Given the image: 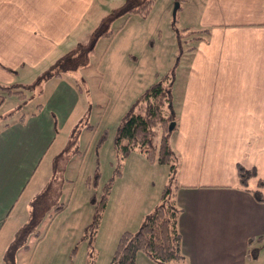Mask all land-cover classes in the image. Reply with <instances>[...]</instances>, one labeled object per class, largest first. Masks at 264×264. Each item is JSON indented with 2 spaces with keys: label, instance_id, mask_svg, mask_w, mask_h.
<instances>
[{
  "label": "crops",
  "instance_id": "obj_1",
  "mask_svg": "<svg viewBox=\"0 0 264 264\" xmlns=\"http://www.w3.org/2000/svg\"><path fill=\"white\" fill-rule=\"evenodd\" d=\"M121 1L0 0V62L12 70L0 67V84L29 85L15 78L86 41L101 16ZM199 3V23L192 30L206 31L194 34L197 45L191 46L171 143L178 162L181 250L188 264H255L264 249V202L251 193L259 180L264 193V0ZM69 76L47 75L37 91L44 97L17 117L9 114L11 106L4 108L8 95L16 94L0 87V233L34 175L56 165L62 151L61 144L54 149L58 134L83 91L76 76ZM239 164L255 169L245 185ZM49 179L40 181L45 186ZM158 200L151 198L137 215L127 216L118 233L137 229ZM257 246L252 257L247 251ZM149 258L138 251L134 264L157 263Z\"/></svg>",
  "mask_w": 264,
  "mask_h": 264
},
{
  "label": "rangeland",
  "instance_id": "obj_2",
  "mask_svg": "<svg viewBox=\"0 0 264 264\" xmlns=\"http://www.w3.org/2000/svg\"><path fill=\"white\" fill-rule=\"evenodd\" d=\"M198 4L199 0H153L144 15L133 12L114 18L112 35L96 40L88 65L63 71L59 58H52L15 78L29 87L24 89L23 99L8 95L4 108L11 106L14 117L34 109L35 103L44 97L37 93L39 87L47 75L56 71L76 76L83 91L73 115L58 134L54 149L61 144L62 151L55 167L34 175L4 224L0 233L4 251L0 257L4 256L5 264H109L125 218L132 214L134 217L147 201L159 196L169 170L167 163L152 162L132 150L120 166L121 173L116 174L117 128L145 88L166 74L173 76L172 104L178 115L186 89L191 46L197 45L192 33L184 28L195 29L199 23ZM75 118L81 119L72 126ZM175 135L176 129L170 134L171 143ZM70 136H75L71 145ZM52 175L60 179L53 198L65 206L52 218L43 215L33 229L23 233L21 227L29 220L31 196L44 186L40 180ZM109 181L100 222L94 236H87L95 201L100 200ZM137 264L145 262L139 259ZM255 264H264V249Z\"/></svg>",
  "mask_w": 264,
  "mask_h": 264
},
{
  "label": "trees",
  "instance_id": "obj_3",
  "mask_svg": "<svg viewBox=\"0 0 264 264\" xmlns=\"http://www.w3.org/2000/svg\"><path fill=\"white\" fill-rule=\"evenodd\" d=\"M152 2L153 0H123L119 5L109 10L101 17L85 42L78 43L58 59L63 71L64 69L72 70L78 66L88 65L89 54L96 40L103 35H112L111 23L114 18L119 15L127 17L133 12L144 15L149 11ZM184 29L192 34L201 32V30L206 31V29ZM197 36L193 34L191 38H196ZM0 67L12 71L9 66L1 62ZM56 72L60 73L61 71ZM172 79L173 76L166 74L160 80H156L146 87L132 109L122 117L117 128L114 139L118 161L115 168L116 174L121 173L120 166L124 158L132 150L141 152L152 162L167 163L169 170L167 181L161 189L157 204L152 211L143 217L136 230H123L120 233L109 264H134L138 251L144 252L161 264H188L181 250V235L177 225L181 208L175 199L178 187V162L170 142V134L177 128V117L172 104ZM14 86L0 84L4 91L15 93L20 99H23L24 89L22 86L28 88L29 85ZM13 111L9 114H13ZM7 116L4 115L3 119H6ZM74 140L75 136L74 138L71 136L69 145L71 143L74 144ZM254 173L255 169L253 168H246L240 164L237 166V175L242 185H245L247 179ZM53 177L31 199L29 220L21 227L23 233L33 229V226L36 225L43 215L48 214L52 218L64 208L63 202L53 198L57 186L60 184V179ZM262 183L263 181L259 180V187L252 190L251 193L257 201L264 202V193L260 189ZM110 186L111 183L109 181L104 187V193L100 200L95 201L93 219L86 227L87 236L93 237L96 232ZM258 248L259 246L250 247L247 252L252 257H256Z\"/></svg>",
  "mask_w": 264,
  "mask_h": 264
},
{
  "label": "water",
  "instance_id": "obj_4",
  "mask_svg": "<svg viewBox=\"0 0 264 264\" xmlns=\"http://www.w3.org/2000/svg\"><path fill=\"white\" fill-rule=\"evenodd\" d=\"M176 6H178V3H176ZM176 6L173 8V14H175Z\"/></svg>",
  "mask_w": 264,
  "mask_h": 264
}]
</instances>
